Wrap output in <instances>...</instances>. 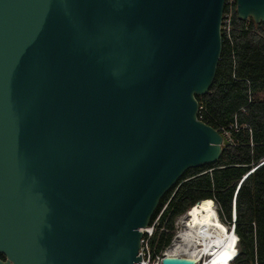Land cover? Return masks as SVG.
<instances>
[{"label":"water","instance_id":"obj_1","mask_svg":"<svg viewBox=\"0 0 264 264\" xmlns=\"http://www.w3.org/2000/svg\"><path fill=\"white\" fill-rule=\"evenodd\" d=\"M236 1L264 23V0ZM225 3L0 0V264L141 262L163 197L223 154L197 98Z\"/></svg>","mask_w":264,"mask_h":264},{"label":"trees","instance_id":"obj_2","mask_svg":"<svg viewBox=\"0 0 264 264\" xmlns=\"http://www.w3.org/2000/svg\"><path fill=\"white\" fill-rule=\"evenodd\" d=\"M233 24L231 39L223 35L215 82L197 98L199 119L230 132L232 143L225 140L218 162L188 170L163 197L151 222L160 217L152 239L157 254L172 242L178 217L213 200L224 224L232 225L236 204L240 249L231 264H264V23L240 21L235 13Z\"/></svg>","mask_w":264,"mask_h":264},{"label":"bare ground","instance_id":"obj_3","mask_svg":"<svg viewBox=\"0 0 264 264\" xmlns=\"http://www.w3.org/2000/svg\"><path fill=\"white\" fill-rule=\"evenodd\" d=\"M203 203L190 210L191 224L186 227L180 248L198 260L197 264H231L239 253L235 252L238 238L222 222L218 211L211 205L213 200Z\"/></svg>","mask_w":264,"mask_h":264},{"label":"built area","instance_id":"obj_4","mask_svg":"<svg viewBox=\"0 0 264 264\" xmlns=\"http://www.w3.org/2000/svg\"><path fill=\"white\" fill-rule=\"evenodd\" d=\"M226 9H227V11H226ZM225 11L226 12H224L223 21H222V25H221V31H222V35H225L226 37L231 39V35H232L233 30H234V24H233L234 14L237 13V1L236 0H226ZM235 129L239 130L240 128L236 125ZM223 136H224L225 140L232 143V138H231L230 132L225 131ZM263 164H264V161L262 162L261 165H263ZM261 165H259V166H261ZM234 204H235V200H234ZM235 205H234V212H235ZM159 218L160 217H158L150 225V227L148 229L146 228L143 230L144 236H143V239L141 241V248L139 251V255L141 256L142 260H141V262H139L137 264H162V260L166 256L189 257V258L193 257L192 255L184 253L185 251H183L180 248L183 244L182 241L184 240L185 231L180 232L177 235L178 239H179L178 242H176V241L173 242L172 245L165 248L159 254L155 253L154 248H152L153 247L152 246V239L155 236L157 226L159 225ZM235 222H236V219H235V214H234V218L232 221L233 227H235ZM226 225H228V227H229L230 223H226Z\"/></svg>","mask_w":264,"mask_h":264},{"label":"rangeland","instance_id":"obj_5","mask_svg":"<svg viewBox=\"0 0 264 264\" xmlns=\"http://www.w3.org/2000/svg\"><path fill=\"white\" fill-rule=\"evenodd\" d=\"M200 204H204L203 202H200ZM200 204H199V206H200ZM211 205H213L215 208H216V210L217 211H219L218 210V207L217 206H215V203H214V201H213V203H211ZM190 212V211H189ZM189 213L188 214H184V215H182V216H180V217H178L177 219H176V221H175V231H174V237H173V240H172V242L170 243V245H172L173 244V242H178L179 241V239H178V234L180 233V232H183V231H186V227L188 226V225H190L191 224V222H190V218H189ZM228 226V225H227ZM231 226V225H230ZM158 227H159V225L157 226V229H158ZM169 245V246H170ZM238 245H240L239 243H238V239H237V246H236V248H235V252H239V249H240V247L238 248ZM204 260V259H203ZM201 264H203V263H201Z\"/></svg>","mask_w":264,"mask_h":264},{"label":"clouds","instance_id":"obj_6","mask_svg":"<svg viewBox=\"0 0 264 264\" xmlns=\"http://www.w3.org/2000/svg\"><path fill=\"white\" fill-rule=\"evenodd\" d=\"M256 170V168L254 169V171ZM249 176V175H248ZM244 179V178H243ZM239 189V188H238ZM189 212V211H188ZM187 214V213H186ZM234 214H235V219H236V208H235V212H234V209H233V215H232V221H233V218H234ZM232 227V231L235 233V227H233L232 225L229 226V229ZM239 239V238H238ZM238 255V254H237ZM237 257V256H236ZM235 257V258H236ZM233 262V261H232Z\"/></svg>","mask_w":264,"mask_h":264},{"label":"flooded vegetation","instance_id":"obj_7","mask_svg":"<svg viewBox=\"0 0 264 264\" xmlns=\"http://www.w3.org/2000/svg\"><path fill=\"white\" fill-rule=\"evenodd\" d=\"M215 203V202H214ZM215 206H216V204H215Z\"/></svg>","mask_w":264,"mask_h":264}]
</instances>
